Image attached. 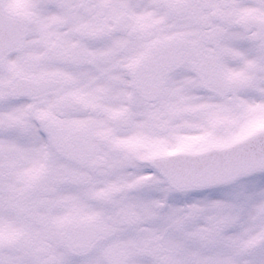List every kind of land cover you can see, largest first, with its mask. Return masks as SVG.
Segmentation results:
<instances>
[{"label":"snow or ice","instance_id":"snow-or-ice-1","mask_svg":"<svg viewBox=\"0 0 264 264\" xmlns=\"http://www.w3.org/2000/svg\"><path fill=\"white\" fill-rule=\"evenodd\" d=\"M0 264H264V0H0Z\"/></svg>","mask_w":264,"mask_h":264}]
</instances>
